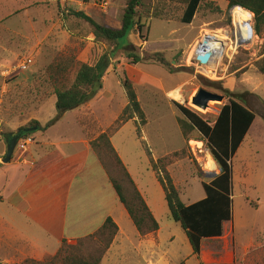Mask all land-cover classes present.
Listing matches in <instances>:
<instances>
[{
	"label": "rangeland",
	"instance_id": "374dc122",
	"mask_svg": "<svg viewBox=\"0 0 264 264\" xmlns=\"http://www.w3.org/2000/svg\"><path fill=\"white\" fill-rule=\"evenodd\" d=\"M127 1L0 0L2 9L9 10L4 8V12L1 11L0 21L9 19L6 24L11 26H0V99L3 110L0 120L9 121L14 116L32 114L45 127L51 126L50 122L57 116L53 81L43 85L48 97L42 101H39L42 93L40 97L30 90L32 81L39 78L43 83L51 65L62 60H75L66 64L69 71L63 82L70 85L78 62L95 64L103 54H113L105 82L108 98L104 96L101 106H97L99 119H95V123L97 127L100 124L105 126L117 117L125 101L121 79L129 77L137 90L147 123L142 125L144 130L139 135L136 121H128L114 134L113 142L160 224L158 235L162 258L159 264H199L187 233L171 216L165 191L152 167L155 164L158 173L170 175L186 204L205 197L202 183L210 182L212 178L207 177L208 174L219 173L220 168L218 164L216 171L206 168L212 154L207 140L198 130H193L183 140L180 120L186 118L173 100L213 121L229 101V96L220 87L236 93H254L256 97L252 99L251 107L257 118L233 159V220L227 228L231 233L218 239H205L204 245L209 250L219 247L218 259L230 258L227 250H233L235 264H264V74L258 72V63L264 58V25L257 35L252 13L248 21L251 37L238 44L235 7H230L225 0H203L190 24L182 22L184 3L147 0L146 6L140 8V14L144 16L143 31L132 30L128 36L119 39L116 46L97 39L87 21L68 14L70 10L85 11L98 23L119 28ZM205 37L227 43L222 56L207 65L196 58ZM134 53L164 58L177 69L171 72L158 62L134 64L133 57H130ZM26 57H32L33 64L23 71L19 66ZM184 81L179 86L181 100L167 96L168 91L178 88ZM202 88L224 95L222 101L211 100L207 107L210 111L205 113L191 103ZM37 100L41 105L38 106ZM75 115V112L68 114L62 123L71 122ZM63 124L50 130L47 136L60 139L71 131V124L68 123V127ZM35 133L39 142L47 138L44 132L37 130ZM168 151L171 152L167 154ZM108 159L111 160L108 166L112 175L120 178L110 152ZM128 219L122 226L133 236L136 226ZM120 245H115L110 253V263L135 264L132 261L137 262V258H134L136 255L131 244H126L128 259L120 255L119 249H124V243ZM98 247L101 246L96 243L85 244L84 250L93 252Z\"/></svg>",
	"mask_w": 264,
	"mask_h": 264
},
{
	"label": "trees",
	"instance_id": "16d2710c",
	"mask_svg": "<svg viewBox=\"0 0 264 264\" xmlns=\"http://www.w3.org/2000/svg\"><path fill=\"white\" fill-rule=\"evenodd\" d=\"M147 0H128L122 24L119 28L109 27L98 23L85 11L70 10L68 14L84 19L93 28V33L97 39L116 44L121 38L128 36L132 30L143 31L144 16L140 14V8L146 6ZM186 5L182 22L192 23L203 0H178ZM230 7H242L254 14V30L256 34L261 33L264 25V0H225ZM158 55H160L158 53ZM133 63L141 61L158 62L174 72L177 67L171 65L164 58H157L154 55L130 54ZM113 54H103L95 64L78 62L76 75L73 82L68 85L63 81L66 79V72L69 71L67 63H74L75 60L65 61L51 65L46 71L47 75L42 79L35 78L32 81V93L36 96H43L39 101L48 97L44 90L45 84L49 81L55 86L54 96L56 97L57 116L50 124L58 121L64 113L88 103L103 87V77L109 70ZM63 63V64H62ZM258 72L264 74V58L258 63ZM46 79V80H45ZM41 82V83H40ZM62 84H61V83ZM125 89L128 104L123 109L115 122L97 138L91 140V146L103 164L111 183L113 184L120 201L126 207L132 221L142 236L155 234L160 229L158 220L153 215L146 199L139 190L130 172L118 151L112 143V137L128 121L136 119L138 133L141 135L142 125L147 123L146 113L143 110L138 98L133 81L129 77L121 79ZM33 88V89H32ZM220 90L229 96V101L221 108L219 115L213 121L203 118L201 115L173 100V103L184 114L186 119L180 120V127L185 138L193 130H198L207 140V146L212 156L218 164L221 172L210 182H203L206 196L192 204H186L180 198L177 187L168 173L164 176L158 173L157 166L153 164V170L157 172L166 195V200L173 219L181 223L193 246L194 254L200 255L202 241L221 237L224 234V223L233 220V164L239 147L246 137L255 118L256 111L251 107L252 99L256 97L254 93H236L223 86ZM41 97V96H40ZM37 100L38 106L41 102ZM37 106V108H38ZM140 120V122L138 121ZM41 125L37 120H31L26 125L18 128L15 133H22L24 136L32 135L36 131L29 132L30 127ZM142 137V136H141ZM108 152L113 155L115 167L118 169L120 178L112 175L109 170ZM153 162V160H152ZM119 232V226L110 216L103 225L93 234L78 239V243L70 244L64 240L56 254L46 257L43 260L25 258L14 264H101L105 254L113 244ZM99 244L93 252L84 250L85 244ZM0 264H4L0 261ZM208 264H235V263H208Z\"/></svg>",
	"mask_w": 264,
	"mask_h": 264
},
{
	"label": "crops",
	"instance_id": "0c3cea01",
	"mask_svg": "<svg viewBox=\"0 0 264 264\" xmlns=\"http://www.w3.org/2000/svg\"><path fill=\"white\" fill-rule=\"evenodd\" d=\"M4 8L2 9L0 6V13ZM5 9L9 11L7 8ZM7 21L10 20L0 21V26L10 28L11 26L6 24ZM107 78L108 73L103 77L102 89L98 90L88 103L67 111L51 126L45 127V124L33 117L32 114H25V116L20 117L14 116L9 121L0 120L1 262L14 264L25 258L43 260L56 254L64 240L69 243H76L78 239L96 232L105 220L111 216L118 224L119 232L101 264H111L110 253L115 245L122 243H124V249L122 250L123 247H120L119 251L120 255L126 259L130 257L128 256L129 250L126 244L130 243L133 247L132 250L136 255L134 258H137V262L133 260V263H160L162 256L160 255L161 239L158 235L159 231L147 236H142L137 228L133 232V236L125 231L122 223L129 220L128 218L131 219V217L120 201L103 164L91 146V140L106 131L128 104L124 89L125 96L123 95L122 98L125 101L117 117L111 124L105 126L100 124V127H97L95 119H99V117L96 116V108L101 106L103 97L108 94L105 85ZM184 83L185 81L181 82L178 88ZM168 92L166 93L167 96ZM1 104L0 99V113L3 111ZM73 112L76 113L73 120L63 124L62 122L68 114ZM256 118L239 149L250 134ZM32 119L40 123L41 129L38 132H44L43 134L46 136L50 130L60 124L64 126L67 124V127L71 124L72 129L63 134L60 139H52L47 136L41 142L38 141L34 132L32 136L35 141L28 147V150L22 152L16 148L12 159L5 163L8 141L4 135L10 132L15 133L18 128L26 125ZM133 120L136 121V118ZM143 130L144 128H142ZM112 143L116 148L113 137ZM262 177H264L263 174ZM251 184L254 185V183ZM141 193L143 194L142 191ZM143 196L147 201L144 194ZM147 204L156 218L148 201ZM228 223H231V221L224 223L223 236L231 233V230L228 232L227 229ZM204 240L202 241L200 255L197 256L199 264L234 263L233 250H227V257L230 258L218 259L219 247L209 250L204 245Z\"/></svg>",
	"mask_w": 264,
	"mask_h": 264
},
{
	"label": "bare ground",
	"instance_id": "6f19581e",
	"mask_svg": "<svg viewBox=\"0 0 264 264\" xmlns=\"http://www.w3.org/2000/svg\"><path fill=\"white\" fill-rule=\"evenodd\" d=\"M233 12L235 14V19L237 20L235 21L236 38L239 44L240 42H244L247 39H250L251 37V30H250L248 21L252 18V13L242 7H235ZM226 46H227L226 42L222 43L221 41H218L215 38H211L210 40H207V44L204 47H202V49H211L214 51V57L212 58L210 62L212 64L215 61V58H220L222 56V54L224 53L226 49ZM168 95L177 100H181L183 97L181 88H176V89L171 90ZM191 103L194 104L193 102ZM212 105H215V103ZM194 106H196L201 111H204V113L210 111V108H203L195 104ZM195 142L199 145L202 144L200 141L199 142L195 141ZM213 158L214 157L209 156V161L206 164V168H208L211 171H216L217 163Z\"/></svg>",
	"mask_w": 264,
	"mask_h": 264
},
{
	"label": "water",
	"instance_id": "95a60500",
	"mask_svg": "<svg viewBox=\"0 0 264 264\" xmlns=\"http://www.w3.org/2000/svg\"><path fill=\"white\" fill-rule=\"evenodd\" d=\"M207 37H205V39L203 40V42L199 45V50L197 51V55L196 58L197 60L204 64L207 65L211 62L212 58L214 57V51L211 49H202V47H204L207 44ZM224 99V95L222 94H218L212 91H209L207 89H200L199 92L193 97V103L195 105H198L200 107L203 108H207L209 106V102L211 100H218V101H222ZM38 128L37 126L34 127H30L28 129L29 132L31 131H37ZM6 140L8 141V152L7 155L4 159L5 163H8L12 157L13 154L15 152V149L17 147V144L19 142L20 139H22L24 137V135L22 133H6L5 135ZM217 176V172H212L209 173L207 177L210 178H215Z\"/></svg>",
	"mask_w": 264,
	"mask_h": 264
},
{
	"label": "built area",
	"instance_id": "2783aa9c",
	"mask_svg": "<svg viewBox=\"0 0 264 264\" xmlns=\"http://www.w3.org/2000/svg\"><path fill=\"white\" fill-rule=\"evenodd\" d=\"M107 4V3H106ZM33 64V58L32 57H26L22 62L20 63L19 68L23 71L27 70L29 66ZM35 141L34 137L32 135L24 136L22 139L19 140L17 144V149H19L22 152H26L28 150V147L33 144Z\"/></svg>",
	"mask_w": 264,
	"mask_h": 264
}]
</instances>
